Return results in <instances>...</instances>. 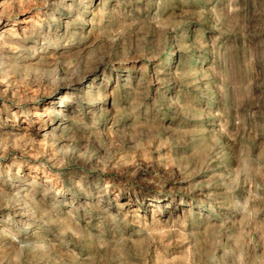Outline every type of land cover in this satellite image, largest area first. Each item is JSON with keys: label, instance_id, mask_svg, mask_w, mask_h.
Listing matches in <instances>:
<instances>
[{"label": "rangeland", "instance_id": "374dc122", "mask_svg": "<svg viewBox=\"0 0 264 264\" xmlns=\"http://www.w3.org/2000/svg\"><path fill=\"white\" fill-rule=\"evenodd\" d=\"M0 264H264V0H0Z\"/></svg>", "mask_w": 264, "mask_h": 264}, {"label": "bare ground", "instance_id": "6f19581e", "mask_svg": "<svg viewBox=\"0 0 264 264\" xmlns=\"http://www.w3.org/2000/svg\"><path fill=\"white\" fill-rule=\"evenodd\" d=\"M31 22H32V20H29V21H27L26 23L27 24H31ZM28 26V25H27ZM29 28H31V25L30 26H28ZM99 96H100V101H99V104L98 105H100V104H102V103H104V100H103V97H102V95L99 93ZM170 98V97H169ZM66 99V98H65ZM64 102V101H63ZM66 102V101H65ZM65 104H67V103H65ZM88 104L90 105V106H92V105H94V103H93V101H89L88 102ZM64 106H66V105H64ZM95 106V105H94ZM97 107V106H96ZM100 107V106H99ZM72 111V110H71ZM65 113H67V112H65ZM47 114V113H46ZM70 115V114H69ZM64 116H68V115H64ZM48 117V116H47ZM49 119V118H48ZM63 119V118H62ZM65 120V119H64ZM59 126V125H58ZM56 132V131H55ZM34 169V168H33ZM16 215V214H15ZM18 216V215H17ZM25 218V217H24ZM25 222V221H24ZM27 223V222H26ZM36 223V222H35ZM34 223V224H35ZM21 225V224H20ZM29 225H33L32 223H29V224H26V228L27 229H30L31 228V226H29Z\"/></svg>", "mask_w": 264, "mask_h": 264}]
</instances>
